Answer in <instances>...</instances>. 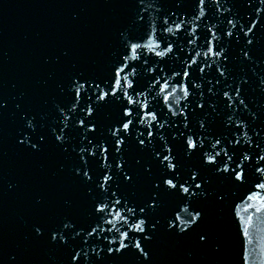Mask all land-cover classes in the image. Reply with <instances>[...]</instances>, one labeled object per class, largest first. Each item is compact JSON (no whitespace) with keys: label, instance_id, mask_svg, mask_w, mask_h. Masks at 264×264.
I'll return each instance as SVG.
<instances>
[{"label":"water","instance_id":"1","mask_svg":"<svg viewBox=\"0 0 264 264\" xmlns=\"http://www.w3.org/2000/svg\"><path fill=\"white\" fill-rule=\"evenodd\" d=\"M249 28V36H254L252 61L241 55V50L248 47L243 33ZM228 32L233 35L229 37ZM133 43L141 45L135 53L131 50ZM168 45L171 52L167 51ZM209 47L220 56L206 57ZM157 52L165 54L157 56ZM225 54L229 57L226 82L216 70L218 65L223 70ZM117 66L125 69L116 89L118 100L109 96L97 110V93L95 89L86 91L85 85L82 99L73 108V79L101 82V88L108 91ZM184 72L189 75L185 77ZM262 75L264 0H0V101L6 105L0 113V264H65L66 251L48 242V232L61 229L65 222L81 231L80 226L97 227V233L87 236L82 232L83 239L78 237L72 242L77 251L89 254L86 264H115L106 258L94 262L92 250L104 257V237L116 240L118 246L121 232H129V238L142 235L134 227L144 218L137 206L146 197L149 180L161 174L152 152L161 150L165 142L173 149L183 175L187 176L189 170L198 171L210 179L211 195L207 199H186L179 205V212L173 211L177 201L165 197L159 209L146 211V231L151 232L152 222L159 220L147 243L151 264H264V189L255 186L264 183V171L256 172L249 164L246 182L231 183L203 167L199 151L188 158L184 138L179 135L196 134L194 139L206 136L204 150L209 153L227 147L230 155L233 148L237 153L247 150L250 155H264V89L259 84ZM217 78L221 83L213 87ZM244 80L247 83H242ZM192 84L197 87L194 89ZM237 87L239 96L232 90ZM226 89L231 100L223 96ZM88 96L92 97L97 123V130L90 134L94 144L108 147L112 140L109 127L117 124L124 106L132 110L131 138L122 155L137 170L140 180L135 186H126L118 175L113 176L115 198L93 193L109 202L104 219L91 214L87 186L73 176V168L82 165L77 153L86 141L78 123L89 119L82 110L89 103ZM241 99L244 105L239 104ZM197 102H204L206 108H195ZM208 104L214 105L215 111ZM61 111L67 117L63 121L67 124V152L54 139V135H61ZM148 112L155 113L157 119L151 120ZM148 129L154 134L148 138L152 143L140 151L136 137L141 132L146 137ZM216 138L221 144L213 150ZM20 139L25 140L23 145ZM32 143L37 149L29 147ZM107 155L111 159L116 154L109 148ZM98 160L96 157L89 163L97 175ZM136 160L141 165H152L151 177L135 164ZM257 160L253 155L252 163ZM259 166L264 168V162ZM217 192L224 194L223 201H218ZM121 197L127 199V207L136 209L135 214L127 212L124 199L120 205L114 204V199ZM65 200L71 202L70 206ZM193 208L206 212L202 230L210 234L207 246L196 244L195 231L182 239L166 231L168 219L179 215L181 221H186ZM38 226L44 231L42 238L33 232ZM217 246L219 252L215 251ZM122 264L140 262L129 256Z\"/></svg>","mask_w":264,"mask_h":264},{"label":"snow or ice","instance_id":"2","mask_svg":"<svg viewBox=\"0 0 264 264\" xmlns=\"http://www.w3.org/2000/svg\"><path fill=\"white\" fill-rule=\"evenodd\" d=\"M203 3V0H201ZM231 23V21H229ZM179 27V26H177ZM252 32V28H249L247 32L243 33V37L245 38V43L248 47L241 50L242 58L247 61L253 60V55H251V47L254 43V36H249V33ZM227 35L231 37L233 35L232 32H228ZM240 37H237L239 40ZM210 43V42H209ZM141 45L133 43L131 44V50L133 53L139 49ZM167 51L171 52V45H168ZM164 52H157V56H163ZM209 54H214L216 56H220V52H213V49L209 47L208 52L205 53L207 57ZM229 57L227 54L224 55L223 60V70H221V66H217V72L219 77H223L225 82L227 81V76L225 73L228 71L226 62ZM208 67H211L209 64ZM125 69L123 67H115L112 77V82L109 83L108 91H105L101 88V82L97 81H89L83 80L81 82V78L77 77L71 81L70 91L73 93V99L75 104H79L82 99V89H85V85L88 86L87 90L95 89L96 91V109L98 110L100 106V102L106 101L109 96L113 99L118 100L119 97L116 95V89L121 85V73ZM133 71L135 69L133 68ZM201 73L204 72L203 68H199ZM185 77L189 75L188 72H184ZM124 80L127 78L124 77ZM221 80L219 78L216 79L215 85L213 87L219 85ZM242 83H247L246 80L242 81ZM208 84L212 85V81L209 80ZM259 84L262 89H264V75L261 76ZM127 87H132L131 84H127ZM167 86V85H165ZM194 89L197 87L196 84L191 85ZM231 87V86H229ZM162 91L164 89H161ZM185 93V96L188 95L187 87L182 89ZM239 96L240 88L232 89ZM63 91V89H61ZM209 93H212V87L208 89ZM126 95V94H125ZM223 96L227 98V100H231L232 97L229 95V91L226 89L223 91ZM201 97H203V92H201ZM165 101H167L168 97H164ZM87 103L83 111H86L87 117L89 119L86 121L85 119H80L78 123V129L84 130L83 140L86 143L79 146V152L77 153V157L80 161H82V165L73 168V176L78 178L84 185H86V194L89 198L92 199L91 205V214L96 215L99 219H104V214L106 209L109 208V202H106L105 199H99L93 195V193H97L99 196H105L109 199L115 198L117 193L112 190L113 185V176L119 177V180L122 184L126 186H135L139 183L140 177L138 176L137 170L132 168L128 161L124 160L123 152L126 151L127 144L126 142L131 138L133 125L132 119H130L132 115V110L127 106H124L121 109V118L117 121L116 125L109 127V134L112 137L111 143L108 147H105L102 143H93V139L90 134L94 133L97 130V123L95 121V111L93 104L91 103L92 97L88 96ZM129 104H132L133 101L131 99L128 100ZM244 100H239L240 105H244ZM228 108H231V104H226ZM6 105L0 101V113L3 112ZM208 108H211L212 111H215V106L212 104L207 105ZM195 108L204 110L206 108V104L204 102H197ZM71 112L73 109H67ZM195 110V109H194ZM172 115H177L176 112H172ZM180 116L184 117V120L187 121V116L184 115V112L179 113ZM60 116L63 117L61 123L67 119L64 117L63 111L60 112ZM148 116L151 117V120L155 121L157 116L153 112H148ZM231 119V118H229ZM33 125L31 121L28 123V127L31 128ZM188 125L185 123V128ZM238 127V126H237ZM65 128H67V124H63V127H60L58 131L61 135H54V139L60 142V146L63 148L65 152L68 151L67 147L64 145L67 143L64 140V132ZM200 128H204V123H200ZM147 136L145 137V133L141 132L136 137L137 147L140 151H144L149 144L152 143L149 137H154L153 132L148 129ZM179 135L184 138V148L185 155L188 158H191L198 151L200 152V163L203 167L208 168L215 175L226 178L231 183H241L243 184L247 180V172L249 164H251L252 168L256 172L264 171V168L259 166L260 162H264V155L259 152L255 154H249L247 150L237 153L236 149H232V154H229V150L227 147L221 148L219 151H214L213 153H209L204 150V144L207 140L206 136H197L196 139L193 138L196 134H189L186 136L184 132H180ZM162 138V137H161ZM175 139V137L173 138ZM41 141H43V136L41 137ZM20 144H24L25 140L20 139L18 141ZM165 145L161 146V150H154L152 152V159L155 161L157 166L161 169V174L158 179L149 180L148 191L146 193V197L143 200V203L138 205L139 212L144 214V218L139 220V223L135 224V228L142 233L138 238L136 236H132L129 238V232H121L120 233V241L117 246L116 240H110L107 237H104L107 240V244H105L104 248L101 251L104 253V257H100L99 253H96L95 249H93L94 254V262L100 259H108L115 262V264H122L124 259L129 256H135L139 259L140 264H151V252L149 250L146 251L147 243L152 240L153 233L156 231L159 220H155L152 222V231H146L143 225L148 221V216L146 215V211H156L162 206L163 200L165 197L173 198L177 201V206L173 210L175 212H179V205L184 203V201L191 200L193 197H202L207 199L209 195H211L209 190L210 179L204 176H201L198 171L194 172L189 170L187 176L183 175L180 170L179 162L176 160L175 155L173 154V149L167 147ZM221 144V139L216 138L215 143L211 145L213 150L217 148L218 145ZM236 144L239 145L240 141L236 140ZM32 149H37V144L32 143L29 145ZM257 148H260V145H256ZM109 148H111L112 152L116 155L111 159L107 153H109ZM73 152L76 151L75 148L72 149ZM221 152H223V156H221ZM253 155L258 157L256 163H252ZM87 157V158H86ZM99 157L98 164L100 168V172L97 175L93 170L89 167L90 160L93 158ZM247 162V163H246ZM135 164L141 166L143 168V172L146 176H152V165H141L140 160H136ZM113 169L116 171L114 172ZM91 173V174H90ZM111 173V174H110ZM256 187L264 189V183H258L255 185ZM120 187V184H117V188ZM216 197L218 201H223L225 196L223 193L217 192ZM121 199H124V206L129 213L135 214V208L127 207L128 201L126 198L121 197L114 199L115 205L121 204ZM40 202L37 201V204ZM65 205L70 206V201L65 200ZM185 211H187L185 209ZM188 219L186 221H181L179 215H175L172 218L167 220V228L166 231L177 238H184L190 232H196V244L199 246H207L209 244V232L202 230V224L206 219V212L201 208H193L191 212L187 213ZM107 223H111V221H106ZM179 222V223H178ZM81 230H76L73 227V223L65 222L61 229H53L48 232V242L60 249L66 251L67 260L65 264H76L77 261L80 264H86V258L88 257L87 252L77 251L75 247H72V242L75 241L78 237L83 239L82 232L86 233L87 236H92L97 233V227H92L89 225L87 228L80 226ZM197 229H201L197 231ZM110 231V230H109ZM37 238H42L44 236V231L41 227H35L33 229ZM127 241V243H125ZM87 243V241H84ZM142 244L144 246H142ZM70 249V250H69ZM216 252L220 251V247L217 246L215 249ZM83 253V254H82ZM15 257H13V260Z\"/></svg>","mask_w":264,"mask_h":264}]
</instances>
